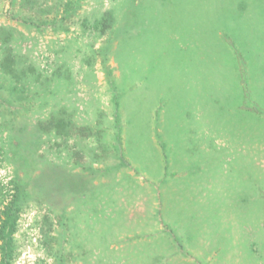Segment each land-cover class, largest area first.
<instances>
[{
	"label": "rangeland",
	"instance_id": "374dc122",
	"mask_svg": "<svg viewBox=\"0 0 264 264\" xmlns=\"http://www.w3.org/2000/svg\"><path fill=\"white\" fill-rule=\"evenodd\" d=\"M62 1L40 0L58 27L0 0L13 264H264V0ZM51 115L60 135L35 129Z\"/></svg>",
	"mask_w": 264,
	"mask_h": 264
},
{
	"label": "trees",
	"instance_id": "16d2710c",
	"mask_svg": "<svg viewBox=\"0 0 264 264\" xmlns=\"http://www.w3.org/2000/svg\"><path fill=\"white\" fill-rule=\"evenodd\" d=\"M32 9H34L35 5L37 8L34 10L32 15H35L36 13L40 15L41 18H44L45 21H49L55 25V22L59 23V26H64V19H60V14L62 11H58V5L56 6H47L43 7L42 4H40V0H24L23 4H25ZM59 6L67 8L70 5L68 1H65V3L62 0H59ZM55 7L57 9H55ZM60 7V9H61ZM33 11V10H32ZM58 11V12H56ZM52 12L54 13L52 16H46L50 15ZM64 15H61V17H64ZM108 16L107 13L102 18V32H106V27L108 25ZM11 39V35L9 33V30L6 28V26H0V53L3 52V57H0V73L1 78L4 77V80L10 76H17L20 78L21 71L17 69H21L19 67V59L14 56V52L11 49V46L9 45ZM30 71L33 70V66L31 65V68L29 67ZM23 72V71H22ZM26 72V71H25ZM10 79L9 81V87L11 90H21L17 88L16 83H12ZM5 83V82H4ZM23 89V88H22ZM4 100V99H3ZM15 99L9 97L6 98V101H8L11 105L17 104L14 102ZM1 101V100H0ZM2 105V103L0 104ZM17 106V105H16ZM18 110V106H17ZM14 112V111H13ZM70 125V120L67 119L64 116L60 115H51L47 120H39L36 123L35 129L37 131H40L41 133L50 134L52 131L55 132V134L60 135L63 131H65L66 128H68ZM57 170L56 169H44L41 175L36 177L35 187H39L38 184L40 182V179L42 176H47L46 181H48V185L50 186L51 183H54V180H58L60 182L59 174L56 175ZM58 173V172H57ZM61 187V186H59ZM23 198H22V191L20 189L17 190L14 199L12 200L11 204L7 206L3 213H5L6 218H3L1 216L2 222L0 226V264H13L15 262L16 257L18 256L17 248H16V238L14 236V232L16 230V224H15V210L19 212L23 205ZM40 264H47L43 261L39 262Z\"/></svg>",
	"mask_w": 264,
	"mask_h": 264
}]
</instances>
